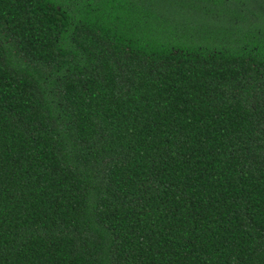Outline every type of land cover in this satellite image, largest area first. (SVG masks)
Listing matches in <instances>:
<instances>
[{"label": "trees", "instance_id": "16d2710c", "mask_svg": "<svg viewBox=\"0 0 264 264\" xmlns=\"http://www.w3.org/2000/svg\"><path fill=\"white\" fill-rule=\"evenodd\" d=\"M179 23L0 0V264H264V28Z\"/></svg>", "mask_w": 264, "mask_h": 264}, {"label": "rangeland", "instance_id": "374dc122", "mask_svg": "<svg viewBox=\"0 0 264 264\" xmlns=\"http://www.w3.org/2000/svg\"><path fill=\"white\" fill-rule=\"evenodd\" d=\"M252 2V7L254 4ZM262 1V0H261ZM236 2V0H234ZM164 13L170 17V20L177 21L179 23V35L186 38L194 37L198 41H211L220 43L223 41L231 40V36L238 28L246 29V20H244L241 12L238 11L239 5L231 9V12L227 13L221 8H213L210 12L212 14L198 13L200 6L194 2H173L164 1L153 2ZM242 4V3H240ZM234 5V4H233ZM232 13V14H231ZM233 20H237L239 23H233ZM261 26L264 28V15L261 13Z\"/></svg>", "mask_w": 264, "mask_h": 264}, {"label": "flooded vegetation", "instance_id": "af4514ba", "mask_svg": "<svg viewBox=\"0 0 264 264\" xmlns=\"http://www.w3.org/2000/svg\"><path fill=\"white\" fill-rule=\"evenodd\" d=\"M162 0H132V2L138 4H148L153 2H161ZM164 1H173V2H194L200 6L198 13L202 14H212L210 11L213 8H221L225 12H231V9L239 5L238 11L242 13L244 20H246L245 27L255 29L258 28V33L261 29V13L264 15V0L253 1L255 4L252 7V0H164ZM242 3V4H240ZM234 4V5H233ZM232 14V13H231ZM233 23L238 24L237 20H233Z\"/></svg>", "mask_w": 264, "mask_h": 264}]
</instances>
